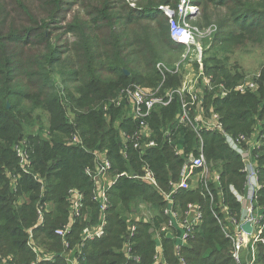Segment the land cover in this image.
<instances>
[{
    "label": "trees",
    "instance_id": "trees-1",
    "mask_svg": "<svg viewBox=\"0 0 264 264\" xmlns=\"http://www.w3.org/2000/svg\"><path fill=\"white\" fill-rule=\"evenodd\" d=\"M34 1L40 5V12L35 2L15 0L9 8L7 0H0V264L36 261L68 264V251L82 243L83 246L75 249L82 264H181L180 257L186 264H234L231 240L220 224V219L226 216L220 206L222 200L231 215L241 216L243 207L234 190L244 192L246 174L242 157L229 147L219 132L203 131L202 138L209 163L220 171V185L209 181L207 188L206 183L201 182L198 189H179L174 195L177 208L184 210L188 203L197 202L204 213L197 233L182 247L180 255L176 254L172 239L163 236L164 259L156 260L157 243L153 236L166 220L163 208L167 203L153 184L128 176L119 177L110 190L112 204L103 236L87 241L82 237L83 228L97 223L100 216V206L93 201L94 183L85 172L87 167L94 168L96 164L95 151H107L114 174H142L144 165H148L160 187L167 191L172 182L180 181L187 154L199 153L201 140L196 131L179 122V94L169 106L155 109L149 118L159 146L144 152L130 146L128 157L122 152L121 132L136 130L138 123L124 107H111L108 118L103 105L93 108V103L107 101L130 84L157 85L165 79L163 87H171L170 81L178 78L177 75L163 73L157 64L166 49L182 51L186 47L172 40L168 17L159 7L178 6L179 0H147L136 9L128 6L129 13L123 18L106 11L105 7L109 8L113 1L108 0L91 22L75 20L66 26H61L59 20L66 15L68 0ZM173 1L177 3L171 4ZM216 1L221 2L220 5L232 3L228 9L235 28L220 32L219 27L218 30L225 34L227 41L236 34L264 32V0ZM196 2L203 5V0ZM121 20L124 24L119 26ZM144 20L155 22V26L141 25ZM130 25L135 28L125 33ZM63 28L77 36L73 46L75 58L71 62L74 70L68 74L59 70L63 55L52 43L53 37L60 38L58 33ZM98 28L100 34L96 37ZM91 34L94 38H90ZM38 43L43 45L44 52L35 54L32 47ZM222 67L220 62L216 67H205V72L214 75L215 82H224L230 88L241 82L239 73L219 76L217 70ZM103 71H107L108 76L104 77ZM58 74L63 75L66 85L73 86L67 93L69 107L76 112L73 122L67 117V102L56 84ZM257 81V90L244 94L233 91L225 98L216 97L215 92L206 88L204 104L209 111L213 109L222 115L226 130L235 136H251L258 128L261 145L253 155L259 162L258 204L264 205V70ZM37 108L51 114L48 136L27 130ZM78 108L81 111H77ZM166 130L175 134L172 143L163 138ZM74 134L79 135L86 149L71 141ZM23 140L27 141L34 172L41 174L46 182L42 201L51 204L40 226L36 224L41 183L31 174L22 172L15 151V145ZM176 143L184 153L176 154L173 147ZM13 174L20 175L17 188L12 184ZM72 188L85 196L84 219H71L69 191ZM210 191L215 193L213 200ZM21 195H25L26 200L18 204ZM138 202L152 206L155 214L151 219L136 221L130 217L136 211L132 204ZM133 223H137L138 229L130 236ZM66 224H71L72 229L66 238L71 244L68 251L65 239L56 234V230ZM31 229L32 245L29 244ZM129 242L133 243L132 250L140 260L130 258L124 251ZM41 246L46 247L44 254ZM64 250L66 253L62 254ZM50 255L54 258L49 259ZM258 264H264V244L259 245Z\"/></svg>",
    "mask_w": 264,
    "mask_h": 264
},
{
    "label": "built area",
    "instance_id": "built-area-1",
    "mask_svg": "<svg viewBox=\"0 0 264 264\" xmlns=\"http://www.w3.org/2000/svg\"><path fill=\"white\" fill-rule=\"evenodd\" d=\"M128 1L131 4L134 2V0ZM195 5L192 0H179L177 10H174L170 5L161 6L160 9L168 17V26L172 40L185 45L186 48L194 46L196 47V51L199 52L202 50L197 47L198 40L210 36L214 28L212 26L201 28L192 23L193 16H196V14L192 13L195 10ZM199 54L201 56L202 52ZM163 66L162 62L158 63V68L164 73ZM201 76H204L203 72L200 73ZM197 83V81L188 80L184 82L183 87L180 89L174 90L170 88L171 90L166 91L165 89L163 92L160 89V91L155 93L145 89L141 85L130 84L120 88L115 96L109 98L102 104L107 118L109 117L108 111L111 107H124L132 120L138 123L136 130L131 132L124 130L121 132L123 139L122 152L126 157H128L130 146L140 152L159 146L157 136L154 128L150 124L149 118L155 109L169 106L173 102L176 94H179L181 97L180 124L193 127L201 141L198 144V155L187 154V160L183 167L180 181L172 182L171 189L168 191L160 187L153 171L148 165H144V172L142 174H129L128 172L114 174L113 162L108 156L107 151H95L96 164L94 168L87 167L85 172L94 183L93 201L100 206V216L97 223L87 225L83 228V241L93 240L103 236L107 225L108 210L112 204L110 190L119 177L128 176L153 184L163 195L167 203L163 208V215L166 220L153 236L157 243L156 260L163 261L164 259L162 253L163 236L172 239L175 244V252L180 255L182 247L188 245L189 240L197 233L204 213L202 206L197 202L188 203L184 210L177 208L174 195L179 189H198L201 182H205L207 188L209 181L220 185L221 175L217 170L212 169L204 153V141L202 138L203 131L219 132L225 138L229 147L242 157L244 162L243 171L246 174L244 192L240 193L236 189L234 190L242 207L245 208L244 214L242 213L239 217L231 215L229 207L223 204L221 200L222 205L220 207L222 208V213L226 216L224 219H220V224L226 237L231 240V255L234 264H258L259 245L264 244V205L258 204V192L261 187L259 182V162L257 156L253 155V151L261 145L258 128L251 136L245 134L235 136L226 130L222 121V115L219 112L211 109L208 111L209 113H206L204 108L201 107L204 105L206 96L204 92L206 88L209 91L215 92L216 97L225 98L233 91L243 94L249 91H255L258 88V84L254 81L242 80L233 88H230L224 82H215L214 75L210 77L204 76L203 81L199 82L200 86H197ZM162 135L170 143H172L175 136L171 130L164 131ZM71 141L81 144L86 149L78 134H74ZM173 147L176 154L184 153L183 149L177 143ZM15 151L22 172L31 174L41 183L42 193L37 209L36 224L40 226L44 223L46 211L49 210L51 205L42 201L46 182L41 177V174H36L33 170V160L27 149V141L23 140L16 144ZM192 155H194L193 159L191 157ZM19 178L20 175H12V184L15 188H17ZM195 180H198L197 184L194 183ZM210 195L213 200L215 193L210 191ZM69 199L71 200V219H84V194L72 188L69 191ZM130 217L134 218L133 215H130ZM134 219L136 221L141 220L140 218ZM246 223H251L252 230L250 232L243 228ZM70 225L66 224L56 230V234L65 239V247L67 249L70 248L69 240H66L72 230ZM137 229V223H133L130 227L129 235L134 236ZM29 234V244L32 245V229ZM132 245V242L127 243L124 251L128 253L130 258L140 260V256L133 252ZM65 253L66 251L64 250L62 254ZM75 253L76 250L67 254L68 264H82L80 255H75ZM48 258L53 259L54 256ZM180 262L181 264H186L183 257H180ZM10 264L14 263L11 262ZM32 264H39V262L36 261Z\"/></svg>",
    "mask_w": 264,
    "mask_h": 264
},
{
    "label": "rangeland",
    "instance_id": "rangeland-1",
    "mask_svg": "<svg viewBox=\"0 0 264 264\" xmlns=\"http://www.w3.org/2000/svg\"><path fill=\"white\" fill-rule=\"evenodd\" d=\"M14 2L15 0H7L8 7L12 8L13 5L11 4H13ZM27 2L29 3L35 1L24 0V3ZM146 2L147 0H134V2H132V4L134 5H132L128 0H113L111 3L112 5H110L109 8L105 7V9L111 15L123 18L126 12L127 14L129 13L127 9L128 6L136 9L140 3L145 4ZM192 2L196 4L194 6L195 10L192 12L196 14V16H193L192 23L201 28H208L212 26L214 28V31L210 36L198 40L197 47L198 49L201 48L202 51L197 52L196 47L194 46H192L191 48H185L182 51L166 49V53L163 54V57L159 61V63H163V70L177 75L175 77L178 78H174L170 81L171 87H163L165 79H163V82L161 84V81L157 85H148L144 83L142 84V87L155 93L160 91V89L162 92L165 89L166 91H169L171 90L170 88H173L174 90L180 89L183 87L184 82L188 80L197 81V86H200L199 82L203 81L204 76H211L210 74H207L205 72V67H216L218 64H220V62L223 67L217 70V74L219 76L229 73H239L241 74V81L248 80L258 82L257 78L260 76L261 71L264 70V32H246L242 34H236L233 39L231 38L230 41H227V37L225 36V34H221L220 32L221 29L224 32L225 30L235 28L233 24L235 21L230 10L228 9V6L232 5V3H227V5H220L221 2H217L216 0H213L212 2L210 0H203V5H199V3L197 4L196 0H192ZM106 3H108V0H68L66 4V15L61 20H59L61 22L60 24L61 26H66L73 23L75 20H86L87 22H91L93 17L97 16L100 11L103 10V7ZM176 3V1H173L171 4L175 5ZM35 6L40 12V5L35 2ZM161 6L162 5H160L159 8H161ZM171 7L174 10H177V6ZM121 9H127V11H122ZM91 14L93 15L91 16ZM13 15L14 13H12V16ZM100 24L103 25L104 23ZM122 24H124L123 20L120 21L119 26H121ZM141 25L154 27L155 22L144 20ZM219 27L220 32L218 31ZM133 28L135 27H133L132 25L128 26L125 30V33H129ZM99 30L100 28L96 29V37H98V35L100 34ZM120 30L122 31L123 29ZM58 34H61L60 38L57 40L56 37H53L52 43L58 46V48L62 52L61 54L63 55L64 61L62 62L59 70H63L65 74H68L71 70H74L71 62L75 58L73 46L77 41V36L72 32H68L66 28L61 29ZM90 38H94L93 34H91ZM238 38H241L240 41H238ZM32 50L35 54L43 53L44 47L43 45L38 43L37 46L32 47ZM200 52H202L201 56L199 54ZM201 72L204 73V76L200 77ZM102 75L106 77L108 76V72L103 71ZM55 78L57 80L56 84L58 86L60 95L65 98L67 102V117L70 121L73 122L76 118V112L74 109H70V102L67 97L68 90L72 91L73 86L65 84L63 75L61 76L60 74H58L55 76ZM104 102V100H100L93 103V108L98 105H102ZM201 107L204 108V111L206 113H209V110L205 108L207 107V104H204ZM76 110L81 111V109L79 108ZM50 115L51 114L47 110L37 108L33 112L32 124H30L29 122V124L27 125V130H33V132L35 131L37 133L42 132L45 136H48L51 117ZM70 137L71 136L69 135V139ZM194 183L197 184L198 180H195ZM25 200V195H21L19 197L18 204L24 202ZM144 204V202L132 204V208L136 209V211L132 214L134 218L136 216V213H138L137 217L141 219H143L147 213L148 218H151L153 216L152 214H155V211L153 210L152 212L151 210L152 206H150L149 204ZM217 206H219V202H217ZM124 213H126V211ZM83 245L84 243H82V245H77L74 249H72L70 244L71 250L68 251L70 248H66L68 254H70L71 251L74 252L76 248ZM41 249L42 253L44 254L46 247L41 246Z\"/></svg>",
    "mask_w": 264,
    "mask_h": 264
},
{
    "label": "water",
    "instance_id": "water-1",
    "mask_svg": "<svg viewBox=\"0 0 264 264\" xmlns=\"http://www.w3.org/2000/svg\"><path fill=\"white\" fill-rule=\"evenodd\" d=\"M127 74H129V72H127ZM8 107H9V105H8ZM192 157V159L194 158V155H192L191 156ZM243 228L246 230V231H251L252 230V226H251V223H246L244 226H243ZM152 233L154 232L153 230L151 231Z\"/></svg>",
    "mask_w": 264,
    "mask_h": 264
},
{
    "label": "crops",
    "instance_id": "crops-1",
    "mask_svg": "<svg viewBox=\"0 0 264 264\" xmlns=\"http://www.w3.org/2000/svg\"><path fill=\"white\" fill-rule=\"evenodd\" d=\"M212 169H214V168H212ZM214 170H217V171L220 173V171H219L218 169H214ZM144 205H146V203H145ZM244 212H245V208L242 209V213H243V214H244ZM131 215H132V214H131ZM135 215H136L135 218H139V217H137V216H138V213H136ZM147 215H148V213L146 214V216H145L143 219H145V220H149V219L152 218V217H151V218H148ZM152 215H153V214H152ZM159 261H161V260H159Z\"/></svg>",
    "mask_w": 264,
    "mask_h": 264
}]
</instances>
